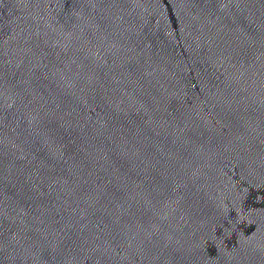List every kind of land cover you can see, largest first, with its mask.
Masks as SVG:
<instances>
[{
	"label": "water",
	"instance_id": "95a60500",
	"mask_svg": "<svg viewBox=\"0 0 264 264\" xmlns=\"http://www.w3.org/2000/svg\"><path fill=\"white\" fill-rule=\"evenodd\" d=\"M0 264H264V0H0Z\"/></svg>",
	"mask_w": 264,
	"mask_h": 264
}]
</instances>
